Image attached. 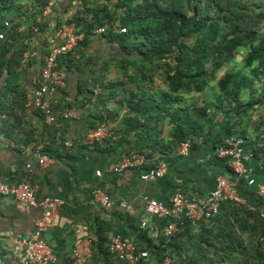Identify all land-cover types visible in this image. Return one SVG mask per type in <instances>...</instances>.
Returning a JSON list of instances; mask_svg holds the SVG:
<instances>
[{"label":"trees","instance_id":"trees-1","mask_svg":"<svg viewBox=\"0 0 264 264\" xmlns=\"http://www.w3.org/2000/svg\"><path fill=\"white\" fill-rule=\"evenodd\" d=\"M63 1L62 22L43 15L50 0H0V117L7 115L2 126L7 134L14 128L15 114L27 109L29 72L39 61L35 57L24 62L23 55L36 49L35 37L53 30L55 22L57 29L75 26L84 34L59 60L66 73L89 60L83 54L96 37L120 50L103 63L101 73L93 74L96 91L88 92L96 98L98 124L116 125L120 112H126L117 131L130 153L144 155L155 168L162 160L175 163L182 142L196 148L202 141L218 148L222 138L241 135L247 141L244 154L252 155L245 166L253 160L264 172V140L250 144L244 123L254 110L264 109V0ZM55 3L53 11L60 2ZM100 29L104 32L98 33ZM51 38L42 50H49ZM76 51L84 57L77 59ZM220 113L237 119H230L218 137L215 120ZM222 161L233 180L228 158ZM237 189L244 205L225 202L213 219H177L179 231L171 238L160 229L155 244L148 239L153 261L169 254L182 264H264V220L257 211L264 207V197L258 196L256 184L244 180ZM167 223L163 220L159 227ZM106 239L99 235L95 244L114 264ZM249 249L251 256L245 254Z\"/></svg>","mask_w":264,"mask_h":264},{"label":"crops","instance_id":"crops-1","mask_svg":"<svg viewBox=\"0 0 264 264\" xmlns=\"http://www.w3.org/2000/svg\"><path fill=\"white\" fill-rule=\"evenodd\" d=\"M66 5L65 1L56 5L55 11L50 14L55 18L54 21L58 17L64 21L62 8ZM51 27L53 30L41 34L38 38L35 37L32 43L36 48L31 49L32 58L39 59L33 69L40 68L49 53L50 48L41 49L45 39L52 36L58 43H62L69 28L68 25H64L57 29L55 22H52ZM119 52V49L109 45L101 36L93 39L83 54L89 60L83 62L84 65H80L79 68L73 66L67 71L66 89L57 96L60 105L56 110L58 119L55 124L47 125L38 110L26 107L24 113L15 114L17 118L14 128H10L7 134V131L2 129L4 121L8 119L7 115L0 117V175L10 176L14 181L28 180L38 185L39 198L52 196L66 202L58 213L56 226L43 235L46 241H56L54 247L56 264H72L70 256L79 237L90 236L97 240L99 235L107 237L104 244L107 249L110 236L118 233L132 239L141 250H147L149 240L152 241V231L141 229V222L146 218L144 197L169 204L177 191L189 198L206 197L215 187L216 177L218 175L228 177L230 173L223 159L217 155L219 148L206 145L202 141L196 148L191 143L186 154L179 153L175 163H168V174L165 177L153 180L141 178L143 168H129L119 174L107 170L110 165L130 155L128 148L121 141L93 146H85L82 143L84 135L98 124L95 112L98 108L96 98L93 93L88 92L96 91L92 80L93 74H99L103 63L108 62V59ZM78 54L81 53L76 51L77 59L83 56ZM31 76L30 71L29 85L32 84ZM79 89L86 92L80 93ZM71 108L76 110L77 118L63 119V112ZM125 113L120 112L116 118L117 129L121 126L122 115ZM230 117L231 114L217 115L215 129L218 137L226 130L230 119L233 121L237 119ZM244 123L248 132L245 136L250 144L264 140L263 108L254 110L253 117L250 114ZM11 124L13 120L9 125ZM29 139L39 142L30 143ZM67 140H73L74 144L70 149L65 146ZM41 146L42 151L51 158L46 167H41L36 157V151ZM248 149L247 147L246 150ZM248 163L253 176L259 182H264L263 169L257 167L256 161H248L247 166ZM98 171L101 175L97 174ZM95 188H101L109 194L114 203L113 208L105 210L92 203ZM121 203L130 204L132 210L125 212L120 207ZM41 213L40 208H32L14 198L0 196V264H20L22 254L15 249L11 238H26L33 233ZM162 221L156 220L153 228L163 230L164 227H159ZM75 227H81L83 232L75 233ZM245 254L251 256L254 253L249 249ZM211 255L209 254L210 257ZM189 256H193V253ZM91 263L111 264L106 253L97 249L92 262L88 264Z\"/></svg>","mask_w":264,"mask_h":264},{"label":"built area","instance_id":"built-area-1","mask_svg":"<svg viewBox=\"0 0 264 264\" xmlns=\"http://www.w3.org/2000/svg\"><path fill=\"white\" fill-rule=\"evenodd\" d=\"M61 1L50 0L49 4L45 7L43 15L51 14L52 8L56 4L55 2ZM24 30V27L19 28V31ZM34 30L38 31L37 28H34ZM122 31H125V29ZM97 32L103 33L104 29H100ZM3 38L4 35H0V39ZM83 39L84 34L80 33L77 27L69 26L64 41L58 43L56 38H51L50 50L45 58V62H43L44 64L40 68L31 70L32 86H29L26 106L27 108L38 110L47 125L56 123L58 119L56 110L60 105L57 96L64 92L67 86V73L65 70L59 68V60L69 55L78 45L79 41ZM32 54L30 50L25 51L23 55L24 62L32 59ZM62 118L65 120L77 118V112L73 108L65 110ZM119 140L120 135L116 126L112 123L102 122L84 135L82 143L85 146H93L105 142H119ZM246 143V139L241 135H228L222 140L218 147L217 155L221 159L228 158L230 167L234 173V179L218 175L215 179V187L206 197L192 200L184 193L177 191L170 204L149 197L143 198L146 218L141 222V229L152 231V241L154 240V244L161 234L153 228L156 220H168L162 232L164 237L171 238L179 231L178 225L175 222L177 219L186 218L194 223H198L203 219L215 218L220 212L222 204L225 202L229 201L244 205L246 199L237 189V185L241 180L247 182L249 186L256 184L258 196L264 197V183L258 184L252 170L248 169L244 164L252 156L244 154ZM73 144V140L65 142V146L68 149L72 148ZM190 145V141L182 142L179 153L186 154ZM42 150L43 146L37 149L36 157L39 165L46 167L50 163L51 158ZM28 167L30 168V165ZM129 168H143L141 178L143 180H153L163 178L167 174L168 163L162 160L155 168H152L144 155L132 152L122 161L110 165L107 170L119 174ZM97 174L101 175V172L98 171ZM38 193L39 186L28 180L14 181L10 176L0 175L1 197H11L24 205L42 210L40 218L35 223L33 233L26 238H11L15 249L22 254L20 264L57 263V257L54 253L56 241H46L43 235L56 226L58 213L64 208L66 202L64 199L52 196L39 198ZM92 203L105 210L114 206L109 194L101 188L93 190ZM120 207L125 212L132 210V206L126 203H121ZM257 211L258 217L264 220V207ZM82 232L83 229L81 227H75V233L81 234ZM96 241L97 238L95 237H79L70 256L72 264H88L91 262L97 249ZM107 249L112 259L122 264H182L169 254L164 255L160 261L155 262L152 259L150 251L141 250L132 239L118 233L110 236Z\"/></svg>","mask_w":264,"mask_h":264},{"label":"rangeland","instance_id":"rangeland-1","mask_svg":"<svg viewBox=\"0 0 264 264\" xmlns=\"http://www.w3.org/2000/svg\"><path fill=\"white\" fill-rule=\"evenodd\" d=\"M241 58H242V55H240V57H239V59L238 60H241ZM240 65L239 66H241V68L242 69H244V64H242V63H239ZM246 96V95H245ZM211 257H213L214 258V256L213 255H211ZM215 259V258H214Z\"/></svg>","mask_w":264,"mask_h":264},{"label":"clouds","instance_id":"clouds-1","mask_svg":"<svg viewBox=\"0 0 264 264\" xmlns=\"http://www.w3.org/2000/svg\"><path fill=\"white\" fill-rule=\"evenodd\" d=\"M62 1H63V0H62ZM62 1H61V2H62Z\"/></svg>","mask_w":264,"mask_h":264}]
</instances>
